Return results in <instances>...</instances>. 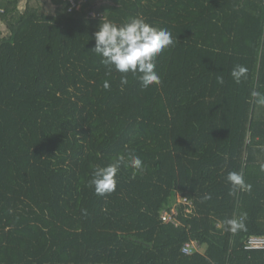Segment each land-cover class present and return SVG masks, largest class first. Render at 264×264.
<instances>
[{
    "label": "trees",
    "instance_id": "1",
    "mask_svg": "<svg viewBox=\"0 0 264 264\" xmlns=\"http://www.w3.org/2000/svg\"><path fill=\"white\" fill-rule=\"evenodd\" d=\"M0 9V264H264L245 248L264 237V105L250 97L264 93V0ZM105 15L172 34L159 84L129 73L122 86L92 52ZM236 64L248 68L240 83ZM129 152L143 170L122 167L116 189L96 194L93 168ZM232 171L245 180L235 195ZM173 207L178 226L161 218ZM189 241L201 251L184 255Z\"/></svg>",
    "mask_w": 264,
    "mask_h": 264
},
{
    "label": "clouds",
    "instance_id": "2",
    "mask_svg": "<svg viewBox=\"0 0 264 264\" xmlns=\"http://www.w3.org/2000/svg\"><path fill=\"white\" fill-rule=\"evenodd\" d=\"M95 47L92 49L101 57V63L108 68L120 73L121 85L128 83V74L138 79L143 89L160 83V75L157 69V58L173 44L172 34L164 28L150 25L142 17H132L126 23L117 24L106 18V15L97 26L94 33ZM248 68L236 64L231 70V77L236 83L247 78ZM217 82L224 84L223 77H218ZM104 88H109L105 81ZM250 97L258 105H264V93L251 91ZM132 169L133 178L137 172L143 170L142 160L129 152L118 155L105 166L96 165L93 168L89 186L94 187L95 193L103 195L116 189L117 176L121 168ZM227 181L232 188L230 195L245 185L243 173L232 171L227 175ZM206 196L205 199H210ZM228 224H234L229 220Z\"/></svg>",
    "mask_w": 264,
    "mask_h": 264
},
{
    "label": "built area",
    "instance_id": "3",
    "mask_svg": "<svg viewBox=\"0 0 264 264\" xmlns=\"http://www.w3.org/2000/svg\"><path fill=\"white\" fill-rule=\"evenodd\" d=\"M1 1V0H0ZM64 3L67 4L68 12L71 13L75 10L79 11L81 10L84 3L88 2L89 0H61ZM0 12L3 13L4 11L0 9ZM91 17H95L96 15L94 13H90ZM180 203L188 204L189 202L187 199H182L179 197ZM186 212H190V210H186ZM178 215V210L176 207H173L170 211L164 210L162 212L161 218L163 222L166 223H172L175 226L179 225L178 220L176 219V216ZM245 248L248 250H264V237L263 236H252L247 239L245 242ZM182 253L187 256L194 255L195 253H198L201 251V246L197 241H189L186 242L182 246Z\"/></svg>",
    "mask_w": 264,
    "mask_h": 264
},
{
    "label": "rangeland",
    "instance_id": "4",
    "mask_svg": "<svg viewBox=\"0 0 264 264\" xmlns=\"http://www.w3.org/2000/svg\"><path fill=\"white\" fill-rule=\"evenodd\" d=\"M202 251L204 252V251H205V249H203V248H202Z\"/></svg>",
    "mask_w": 264,
    "mask_h": 264
}]
</instances>
